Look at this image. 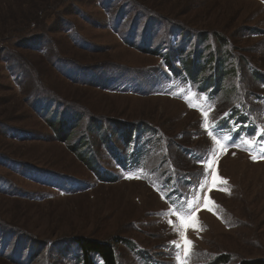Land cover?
<instances>
[{"label":"rangeland","instance_id":"374dc122","mask_svg":"<svg viewBox=\"0 0 264 264\" xmlns=\"http://www.w3.org/2000/svg\"><path fill=\"white\" fill-rule=\"evenodd\" d=\"M134 126L151 139L124 171ZM262 133L264 0H0V264H83L81 239L117 264L264 259Z\"/></svg>","mask_w":264,"mask_h":264},{"label":"trees","instance_id":"16d2710c","mask_svg":"<svg viewBox=\"0 0 264 264\" xmlns=\"http://www.w3.org/2000/svg\"><path fill=\"white\" fill-rule=\"evenodd\" d=\"M224 59H225L224 57H221L220 59V57L216 56L215 54H214L213 59L211 58L209 59V61L212 60L210 64L214 63L213 65H215L214 69L216 72L212 76L213 78L210 79L209 81L205 82V79L203 80L204 84L202 85L200 84L202 89H205L210 84L214 85L215 87L217 86L216 78L217 77L220 78L222 74L224 73L222 70L223 64L221 63V61L222 60L224 61ZM171 60H173L172 57H170V61ZM194 60L195 58L192 59L193 64L195 62ZM197 64L199 65V63ZM187 71H188L187 73H183V77L189 79L190 81H197V76H195L196 70L194 71V69H191V71L190 70H187ZM54 115L53 117H55ZM140 131L142 130L140 129ZM140 131L136 130L135 126L134 128H131L128 131L130 138L126 140V144L124 145V149H125L124 153L120 152L119 149H114L112 151L114 155L111 153L112 156L116 158V160L120 163L121 167H124V171L133 169L135 167L142 165V161H143L142 160L143 157H141L142 151L146 150L148 142L150 141L151 138L142 137V134L140 135ZM140 144H142L143 146L146 145V147L142 146L141 148L138 146ZM101 173L104 174L105 171L102 170ZM166 180L171 181L172 179L166 178ZM169 183H173V182H169ZM173 191H175V189L170 190V192H173ZM78 248L80 252L79 257H80L81 262H83V264H96L91 258V256L93 255L95 256L98 255L102 259L104 264H117L115 252H114L115 247H114V243L112 242H97V241L88 240V239H83V240L81 239L80 243L78 244ZM220 261H223V260H220ZM240 264H264V259H254V260H249V261H243Z\"/></svg>","mask_w":264,"mask_h":264},{"label":"snow or ice","instance_id":"6c2138e0","mask_svg":"<svg viewBox=\"0 0 264 264\" xmlns=\"http://www.w3.org/2000/svg\"><path fill=\"white\" fill-rule=\"evenodd\" d=\"M204 116H208L207 112L203 113ZM205 127H207V125H205ZM220 128L218 126L213 127V132H219ZM262 135H264V133H262ZM229 139H231L229 137ZM217 144L220 143L219 140L216 141ZM247 143L249 145H253L254 146V141L252 140H247ZM254 159L257 157H253ZM208 159V167L209 169H213V166L215 164V157L212 158H207ZM127 178H134L131 175L128 176ZM222 180V178H219L216 175H213V179H212V186L214 187L216 185L217 182H220ZM224 183H226V181H223ZM180 195H183V193H181ZM169 199H171V194H169ZM173 204L176 205L177 211L178 213L180 212H188L191 211L190 206H188V201L187 199L181 200L180 196H177L176 200L172 201ZM214 201H211L210 199H206L205 201V205L204 207L208 208L209 210H212V205L214 204ZM187 206V207H186ZM165 213H159V215H164ZM169 223L171 224L172 222L169 221ZM180 226L182 229H185L184 232L180 233V237H181V243H177L176 241L170 242V247H174L176 249V253H177V260L179 261L180 259V249L183 248L184 250V254H185V259H187L188 257H190L193 253H192V248H193V244L192 241L190 239L187 238L186 235V230L191 227V228H199L201 227L198 218L193 214L191 216L189 215H181V220H180Z\"/></svg>","mask_w":264,"mask_h":264}]
</instances>
